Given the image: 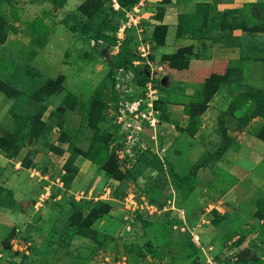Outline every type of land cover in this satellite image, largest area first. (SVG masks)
I'll return each mask as SVG.
<instances>
[{"label":"rangeland","instance_id":"obj_1","mask_svg":"<svg viewBox=\"0 0 264 264\" xmlns=\"http://www.w3.org/2000/svg\"><path fill=\"white\" fill-rule=\"evenodd\" d=\"M85 1L0 0V264H264V25L104 0L109 46L70 29Z\"/></svg>","mask_w":264,"mask_h":264},{"label":"trees","instance_id":"obj_2","mask_svg":"<svg viewBox=\"0 0 264 264\" xmlns=\"http://www.w3.org/2000/svg\"><path fill=\"white\" fill-rule=\"evenodd\" d=\"M139 0H119V4L122 8L121 12H125V10H129L132 8V6ZM162 6H166L168 4H170L172 2V0H162ZM202 7V5L199 4V7L197 8V11L200 10V8ZM81 12V14H83L84 16H86V20L83 22H79V23H72V25H70V29L73 30L74 32L80 34V35H84V36H88L89 38L97 41V42H103L104 44H107L109 46H115L116 42H117V37L115 35V31H117V29L119 28V23L118 20L115 19V15L110 13L106 8H105V4H104V0H86L85 2H83L80 7L78 8ZM165 8L162 9L163 13L160 15V17L158 16V19H162L163 14L165 12ZM228 10H225L222 12V14L220 15H215L213 17H208L210 18V20H215V22H219L220 26H226L228 25L230 28H234L236 25H240L242 26L243 23L245 25V22H242V20L240 19H234V20H238L236 21L234 24H228L229 19L227 20V18H223L222 20H216L218 18H220L221 16L227 17L229 15V13L227 12ZM184 15H193V14H184ZM181 19V16H180ZM209 20V19H208ZM223 24V25H222ZM158 27H162L164 26V28L166 29L168 26L165 24H160L157 25ZM243 27V26H242ZM127 57V51L123 50L120 51L119 53H117L116 55H112L111 59H110V70H114L118 67L121 66V64L124 62L125 58ZM255 93L250 92V94L256 98H258V102H260V107L263 108L264 107V94H257V90H254ZM222 144H221V151H225L228 147V144L226 142L227 139H229V135L226 132L225 127L222 125ZM10 134L7 133V135H5V139H9L10 138ZM8 141V140H7ZM203 158H205L204 156L201 157V161H198L194 166L193 169L191 171L192 176H184L181 177L180 175L176 174L173 170H170V175L172 176V178L174 179L175 185L178 188H183L184 189V193L185 194H190L191 192H193V190L195 189L196 186V178L195 176H193L197 170V168L203 164ZM152 164L156 165L158 167V169H160L161 171L163 170V165L157 160V161H151ZM138 173V172H137ZM137 173L133 175V177H137ZM152 191L150 194V201L153 202L154 204L157 205H161V197L163 194V189L159 186H155L153 185L152 187ZM191 245V252L189 253L190 256H192L193 254H195V246L193 243L190 244ZM195 263H198L197 259H194Z\"/></svg>","mask_w":264,"mask_h":264},{"label":"crops","instance_id":"obj_3","mask_svg":"<svg viewBox=\"0 0 264 264\" xmlns=\"http://www.w3.org/2000/svg\"><path fill=\"white\" fill-rule=\"evenodd\" d=\"M141 1L159 4L161 0ZM201 2L209 3L208 12L210 13V16H215L220 10L223 12L229 9H236L242 13L240 19L242 22H245L246 24L255 23L264 25V0H172L170 4L166 5V10L162 19L155 18L153 21L156 24H165L168 26V29L171 30L177 26L180 15L194 12L197 8L196 5L201 4ZM38 6L39 5H37V7ZM239 31L241 30L236 29L232 33L235 36H239L241 34ZM179 39L184 38L180 37ZM7 176L8 173L5 169L0 178L4 181Z\"/></svg>","mask_w":264,"mask_h":264},{"label":"built area","instance_id":"obj_4","mask_svg":"<svg viewBox=\"0 0 264 264\" xmlns=\"http://www.w3.org/2000/svg\"><path fill=\"white\" fill-rule=\"evenodd\" d=\"M116 4H117V2H116Z\"/></svg>","mask_w":264,"mask_h":264}]
</instances>
